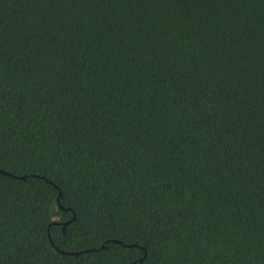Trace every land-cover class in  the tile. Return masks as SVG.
I'll use <instances>...</instances> for the list:
<instances>
[{
  "label": "trees",
  "instance_id": "1",
  "mask_svg": "<svg viewBox=\"0 0 264 264\" xmlns=\"http://www.w3.org/2000/svg\"><path fill=\"white\" fill-rule=\"evenodd\" d=\"M0 171V264H264V0H0Z\"/></svg>",
  "mask_w": 264,
  "mask_h": 264
},
{
  "label": "water",
  "instance_id": "2",
  "mask_svg": "<svg viewBox=\"0 0 264 264\" xmlns=\"http://www.w3.org/2000/svg\"><path fill=\"white\" fill-rule=\"evenodd\" d=\"M0 174H4V175H9V174H7V173H5V172H2V171H0ZM65 225H67V223H65ZM79 253H74L73 255H78Z\"/></svg>",
  "mask_w": 264,
  "mask_h": 264
}]
</instances>
